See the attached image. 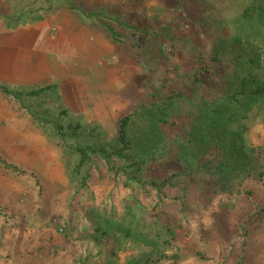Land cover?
Returning a JSON list of instances; mask_svg holds the SVG:
<instances>
[{
    "label": "rangeland",
    "instance_id": "rangeland-1",
    "mask_svg": "<svg viewBox=\"0 0 264 264\" xmlns=\"http://www.w3.org/2000/svg\"><path fill=\"white\" fill-rule=\"evenodd\" d=\"M249 1L0 0V20L7 25H55L62 17L103 22L116 41L137 51L139 71L127 86L135 95L131 105L115 106L100 122L59 110L56 93L38 96L34 102L47 106L42 120L50 159L33 168L0 161L7 175L0 189H15L13 198L27 206L26 225L48 235L50 264H264V100L231 125L262 163L232 189L221 186L211 153L184 156L179 148L203 98L211 100L233 70L247 72L235 54H258L253 72L264 82V28L239 17ZM168 93L178 94V103L173 124L159 125L164 144L128 158L91 154L75 169L76 144L110 151L119 118ZM75 123L80 127L71 136ZM170 174L169 184L150 183ZM137 236L162 244L158 249Z\"/></svg>",
    "mask_w": 264,
    "mask_h": 264
},
{
    "label": "crops",
    "instance_id": "crops-1",
    "mask_svg": "<svg viewBox=\"0 0 264 264\" xmlns=\"http://www.w3.org/2000/svg\"><path fill=\"white\" fill-rule=\"evenodd\" d=\"M136 54L98 22L62 17L55 25L10 26L0 20V161L33 168L50 159L42 120L47 106L34 102L38 96L56 93L59 110L100 122L115 106L131 105L135 95L127 86L139 71ZM46 85L52 86L27 93ZM2 174L0 165V183ZM14 190L0 189V264H50L49 237L26 225L27 206L13 198Z\"/></svg>",
    "mask_w": 264,
    "mask_h": 264
},
{
    "label": "trees",
    "instance_id": "trees-1",
    "mask_svg": "<svg viewBox=\"0 0 264 264\" xmlns=\"http://www.w3.org/2000/svg\"><path fill=\"white\" fill-rule=\"evenodd\" d=\"M91 14H86L90 16ZM243 22H257L261 28H264V0H250L245 5L239 15ZM110 33L113 40L115 32L105 23L100 22ZM236 40V39H235ZM264 41V38H263ZM230 45L236 47L234 42ZM230 46H225L226 49ZM236 50V48L234 49ZM233 60L239 67L246 66L247 72L242 73L239 70H233L225 77V85L218 89L211 100L203 98V104L198 108L194 122L191 128L181 136L179 148L183 155L193 157L197 153H211L215 163L216 173L221 186L225 189H232L234 181H239L244 172L254 170L262 165L259 157L249 153L243 143L242 134L238 130L232 129V123L242 117L255 102L264 100V82L260 80L253 69L259 65V55L255 53L235 54ZM52 85H46L36 89H31L28 94H39L47 91ZM4 90H8L3 87ZM18 94L17 91H11ZM203 97V96H202ZM178 94L168 93L165 97L149 100L140 103L132 111L122 115L118 120L117 135L115 143L110 151H106L104 146H94L92 144H76L75 151L78 153V161L75 169L82 167L91 154L116 155L118 157L128 158L130 154L137 152H147L164 144L165 137L159 127L160 124H173L171 117L177 111ZM139 120V124L135 123ZM132 125L137 126L134 128ZM55 127L60 130V125ZM79 123L71 125L70 135L76 136L79 129ZM90 136L95 134V126L87 133ZM65 142V141H64ZM181 157V155H179ZM137 162V161H136ZM137 164V163H136ZM180 174V173H174ZM173 174L166 176L159 182L151 181L153 186L160 187L170 183ZM227 188V189H228ZM99 226L97 224L96 228ZM116 229L124 231L125 234H131L128 227L118 224L114 225ZM138 237V236H137ZM144 242L155 244L158 249L162 241L148 240L139 236ZM163 242H168L164 239Z\"/></svg>",
    "mask_w": 264,
    "mask_h": 264
}]
</instances>
